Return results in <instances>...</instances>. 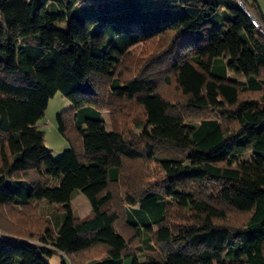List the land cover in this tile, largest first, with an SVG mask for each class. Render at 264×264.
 I'll use <instances>...</instances> for the list:
<instances>
[{
    "label": "trees",
    "instance_id": "trees-1",
    "mask_svg": "<svg viewBox=\"0 0 264 264\" xmlns=\"http://www.w3.org/2000/svg\"><path fill=\"white\" fill-rule=\"evenodd\" d=\"M54 256L264 264V37L236 0H0V264Z\"/></svg>",
    "mask_w": 264,
    "mask_h": 264
},
{
    "label": "rangeland",
    "instance_id": "rangeland-1",
    "mask_svg": "<svg viewBox=\"0 0 264 264\" xmlns=\"http://www.w3.org/2000/svg\"><path fill=\"white\" fill-rule=\"evenodd\" d=\"M258 3L260 4L264 13L263 1L258 0ZM249 10L252 11L250 8ZM256 13L260 15V11H257ZM137 52L139 53V50ZM230 75L233 77V79L243 80V77L240 75H235L231 73ZM71 109H72L71 102H69L66 98H64L62 94L57 93L52 99H50L44 117L40 120L39 127L45 134V146L51 152V156L53 159H58L59 157H61L63 152L69 148V142L59 132L57 117L59 114H62L63 112L71 111ZM81 116L82 119L85 118L86 116H88V112H83L82 115H80L79 117L81 118ZM100 118L103 119L106 125L108 126V128H110L109 113L102 112ZM249 157H250L249 154H245L241 156L237 164L243 162H249L250 161ZM71 207L73 209L74 214L81 219L87 217L92 210L88 200L80 191H76L73 194ZM37 213L39 216L41 215L44 216L45 218L46 216L48 217L49 214L53 213L55 215V218L60 222L62 221V218H64L65 216L63 212H57V208L51 205L48 206L42 205L41 207H39ZM48 219L51 222V218L49 217ZM51 226L54 227L53 224ZM47 260L49 261L50 264H61V259L58 256L48 258ZM124 264H132V260L131 259L126 260Z\"/></svg>",
    "mask_w": 264,
    "mask_h": 264
},
{
    "label": "built area",
    "instance_id": "built-area-1",
    "mask_svg": "<svg viewBox=\"0 0 264 264\" xmlns=\"http://www.w3.org/2000/svg\"><path fill=\"white\" fill-rule=\"evenodd\" d=\"M238 5L243 9V11L252 19V23L255 28L259 31L260 35L264 37V23L249 10V7L243 2V0H236ZM264 3V0H262Z\"/></svg>",
    "mask_w": 264,
    "mask_h": 264
},
{
    "label": "crops",
    "instance_id": "crops-1",
    "mask_svg": "<svg viewBox=\"0 0 264 264\" xmlns=\"http://www.w3.org/2000/svg\"><path fill=\"white\" fill-rule=\"evenodd\" d=\"M159 3H164V2H167V1H172V0H155ZM179 1V0H178ZM249 2H251V0H247ZM258 18H260V20L264 23V16H262V14L260 13V15H258Z\"/></svg>",
    "mask_w": 264,
    "mask_h": 264
},
{
    "label": "water",
    "instance_id": "water-1",
    "mask_svg": "<svg viewBox=\"0 0 264 264\" xmlns=\"http://www.w3.org/2000/svg\"><path fill=\"white\" fill-rule=\"evenodd\" d=\"M95 1H106V0H95ZM253 1H255L257 3V5H258V7L260 9V5H259L258 1L257 0H253Z\"/></svg>",
    "mask_w": 264,
    "mask_h": 264
}]
</instances>
